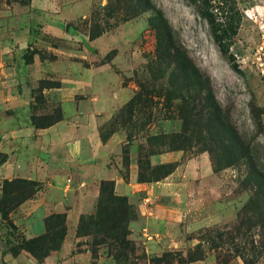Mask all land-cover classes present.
Listing matches in <instances>:
<instances>
[{
    "label": "rangeland",
    "instance_id": "374dc122",
    "mask_svg": "<svg viewBox=\"0 0 264 264\" xmlns=\"http://www.w3.org/2000/svg\"><path fill=\"white\" fill-rule=\"evenodd\" d=\"M170 57L203 74L200 82L190 79L195 94L212 96L241 144L194 112L179 118L180 101L167 100L177 82L170 83ZM117 88L127 89L128 101L156 95L160 109L147 131L185 133L182 161L204 155L212 168L183 184L187 190L147 198L144 210L128 199L134 264H264V191L255 186V174L264 175V0H0V197L5 181L30 179L22 177L25 166L63 161L57 153L46 157L47 128L55 126L48 140L58 142L91 115L100 117L103 136L120 127L128 101L106 120L99 111L110 108ZM70 169L47 181L32 174L48 205L62 198L72 207L78 185ZM20 205L0 215V264H117L110 246L93 253L92 238L77 236L79 218L94 212L80 214L74 228L64 212L60 248L38 261L19 240L45 233L46 217L57 212Z\"/></svg>",
    "mask_w": 264,
    "mask_h": 264
},
{
    "label": "trees",
    "instance_id": "16d2710c",
    "mask_svg": "<svg viewBox=\"0 0 264 264\" xmlns=\"http://www.w3.org/2000/svg\"><path fill=\"white\" fill-rule=\"evenodd\" d=\"M235 33V32H232ZM222 37L218 36V44L222 51H227ZM175 50V45L170 46ZM171 62L176 63L171 74L169 75L170 83H173L174 97L169 96L167 100L177 99L179 104L175 105V110L179 111L183 121H187V114L194 112L195 120H204L208 126H214L220 130L219 133L229 131L234 142L240 143L237 133L232 131L228 124L224 122L222 111L212 100V96L205 94L203 97L195 94L191 84V78H199V82L203 77L200 71L188 64L181 65L177 59L170 57ZM233 67H236L233 56L230 55ZM172 85V84H171ZM195 98L201 103V108L196 109L194 103ZM172 104H168L170 106ZM167 107V105H166ZM160 109L156 95L150 92L144 95L135 93L131 99L120 109L122 114V125L113 128L108 135L103 136L100 133L102 140L107 139L114 131L123 129L126 132L128 144L123 148L124 157L128 156L129 147L133 140L144 139V143L137 145L139 181L159 180L169 175L176 167L175 163L161 164L152 167L149 162L150 155L161 151H184L187 147L189 137L184 133L175 131H162L159 133H150L147 131V126L152 122L153 109ZM168 108V107H167ZM166 108V109H167ZM160 111V110H159ZM170 116H163L157 119L166 120ZM119 120V119H115ZM160 120V121H162ZM128 124V126H126ZM134 126L137 130L135 134L129 132V126ZM125 126V127H124ZM146 128V130H145ZM170 132V133H169ZM232 141V142H233ZM166 146V149H161ZM159 147V148H158ZM127 155V156H126ZM162 170L161 174H157ZM257 177L256 187L260 191H264V175L255 174ZM259 180V181H258ZM40 184L35 180L15 178L11 181H5L0 197V215L2 219H6L9 214L24 201L33 198L40 191ZM135 217V212L128 201L127 196L118 195L114 190L113 180H101L99 183V196L97 207L93 214L82 215L79 218L77 226V236H90L92 252L95 253V248L98 245L107 244L112 248L117 264H134V245L128 238V222ZM64 213H51L46 217V232L32 238L22 237L19 240V249L29 252L38 261H42L53 250L60 248L62 241L66 235ZM12 228L16 229L14 225ZM16 248H12L15 252Z\"/></svg>",
    "mask_w": 264,
    "mask_h": 264
},
{
    "label": "crops",
    "instance_id": "0c3cea01",
    "mask_svg": "<svg viewBox=\"0 0 264 264\" xmlns=\"http://www.w3.org/2000/svg\"><path fill=\"white\" fill-rule=\"evenodd\" d=\"M125 90L127 91L126 88H117L110 95L114 101L110 103L109 109L102 110L99 108L100 113H102V120L110 118L118 107L128 101L129 93L126 94ZM122 92L124 93L121 94ZM99 121L100 117L93 115L81 120L80 126L76 127L74 131H65L68 133L64 132L58 135V142L48 140L55 126L47 128L46 143L48 142L52 146L46 144V157L49 154L55 156V153H57V158H61L63 161L57 164L53 162L33 164V167L25 166L23 171L24 175L22 177L32 179L34 178L32 174H36L39 181H47V178L53 174L58 176L62 173L71 172L70 168L73 166L78 192L75 195L72 207L66 209L65 199L62 198L48 205L47 191H38L40 193L36 197L28 199L20 205L22 208L34 210L46 205L53 212H68L67 215L73 217L72 227L74 228L80 214L94 212L101 180H113L116 194L127 196L129 200L137 199L144 210L147 198L155 202L163 194L172 195L173 193L177 194L181 189L187 190L188 187H182L183 184L190 185V179L196 177V175H200L201 172L209 173L212 171L211 165L204 155L182 161V151H161L150 155V165L154 167L161 164L175 163L174 170L159 180L139 181L137 145L144 143V139L133 140L129 147L131 151L129 150L130 152L125 158L123 147L128 144L125 130H116L107 139L102 140L98 131ZM86 149L88 154L84 151ZM197 167H200L198 172ZM152 208L159 209L155 203Z\"/></svg>",
    "mask_w": 264,
    "mask_h": 264
}]
</instances>
